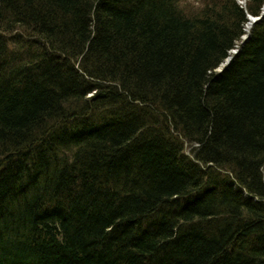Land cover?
I'll list each match as a JSON object with an SVG mask.
<instances>
[{
  "label": "trees",
  "instance_id": "obj_1",
  "mask_svg": "<svg viewBox=\"0 0 264 264\" xmlns=\"http://www.w3.org/2000/svg\"><path fill=\"white\" fill-rule=\"evenodd\" d=\"M189 1L0 0V264H264V0Z\"/></svg>",
  "mask_w": 264,
  "mask_h": 264
},
{
  "label": "rangeland",
  "instance_id": "obj_2",
  "mask_svg": "<svg viewBox=\"0 0 264 264\" xmlns=\"http://www.w3.org/2000/svg\"><path fill=\"white\" fill-rule=\"evenodd\" d=\"M242 2H246V0H240ZM206 2L204 0H190L189 1V8L190 9H195V8H202Z\"/></svg>",
  "mask_w": 264,
  "mask_h": 264
}]
</instances>
